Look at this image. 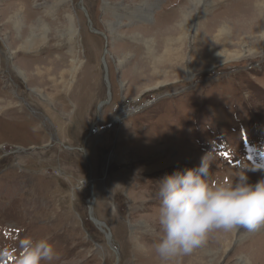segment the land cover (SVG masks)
<instances>
[{
  "label": "rangeland",
  "instance_id": "rangeland-1",
  "mask_svg": "<svg viewBox=\"0 0 264 264\" xmlns=\"http://www.w3.org/2000/svg\"><path fill=\"white\" fill-rule=\"evenodd\" d=\"M205 156L212 186L264 179V0H0L3 264L25 238L51 264H264V227L156 254L158 181Z\"/></svg>",
  "mask_w": 264,
  "mask_h": 264
},
{
  "label": "clouds",
  "instance_id": "clouds-1",
  "mask_svg": "<svg viewBox=\"0 0 264 264\" xmlns=\"http://www.w3.org/2000/svg\"><path fill=\"white\" fill-rule=\"evenodd\" d=\"M207 176L205 156L199 167L175 171L158 181L160 235L153 247L162 261L193 252L212 230L264 227V179L252 184L240 174L234 184L212 186ZM10 256L13 253H3ZM13 258L15 264H51L57 254L46 239L25 238Z\"/></svg>",
  "mask_w": 264,
  "mask_h": 264
},
{
  "label": "water",
  "instance_id": "water-1",
  "mask_svg": "<svg viewBox=\"0 0 264 264\" xmlns=\"http://www.w3.org/2000/svg\"><path fill=\"white\" fill-rule=\"evenodd\" d=\"M79 8L81 11L84 12V16L86 18V21H87V25H88V29H91L92 28V24L84 10V8L82 7V1H80L79 3ZM91 33L95 34V35H99V36H103L100 32H97L95 30L93 31H90ZM106 53H107V50H106V47L104 48V51L102 53V57L100 59V64H101V70H102V73H103V76H102V80H103V84H104V87H105V92H106V96H105V100L100 102L98 105H97V108H96V113H97V120H96V123L98 122V119H99V115H100V112H101V109L104 108V106H107L110 102V96H111V93H110V84H109V79H108V69H107V65L105 63V56H106ZM91 134V133H90ZM89 137V136H88ZM82 153L85 155L84 151H82ZM89 218L90 220L94 223V225L96 224L97 227H104L107 232L105 233V238H106V245L111 249L113 250L114 249V253L115 255L118 254V251L113 247L111 246L112 245V241H111V234L109 232V230L107 229V227L105 226V224L97 221L94 217V215L92 214V206L90 205L89 206Z\"/></svg>",
  "mask_w": 264,
  "mask_h": 264
},
{
  "label": "bare ground",
  "instance_id": "bare-ground-1",
  "mask_svg": "<svg viewBox=\"0 0 264 264\" xmlns=\"http://www.w3.org/2000/svg\"><path fill=\"white\" fill-rule=\"evenodd\" d=\"M149 6H150V5H148V7H149ZM140 8H141V7H140ZM137 12H138V11H137ZM147 13H149V12H147ZM134 14H135V13H134ZM137 14H138V13H137ZM143 14H144V13H143ZM139 15H140V14H139ZM69 18H70V17H69ZM69 18H68V19H69ZM71 19H72V18H71ZM70 23H71V22H70ZM39 26H40V25H39ZM43 28H44V27H43ZM108 28H109V32H110V34H111V32H114V31H116V29H117V28L115 29L114 24H113V25H109ZM71 31H72V30H71ZM90 31H93V28H91ZM76 33H77V32H76ZM74 34H75V33H74ZM119 36H121V35H119ZM118 117H119V116H117L116 119H118ZM246 169H247V168H246ZM252 183H253V181H252ZM89 209H90V208H89ZM89 209H88V210H89ZM97 221H98V220H97ZM95 225H96V224H95ZM222 233L224 234L225 232L222 231ZM219 234H220V233H219ZM226 234H227V233H225V236H226ZM228 234H229V233H228ZM228 234H227V235H228ZM237 234H238V233H237ZM230 235H231V234H230ZM223 236H224V235H223ZM234 236H235V235H234ZM227 237H228V236H227ZM222 243H223V242H222ZM257 250H258V248H257ZM259 250H260V249H259ZM262 250H263V249H262ZM254 254H255V253H254ZM168 262H169V261H168Z\"/></svg>",
  "mask_w": 264,
  "mask_h": 264
}]
</instances>
